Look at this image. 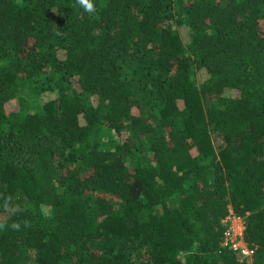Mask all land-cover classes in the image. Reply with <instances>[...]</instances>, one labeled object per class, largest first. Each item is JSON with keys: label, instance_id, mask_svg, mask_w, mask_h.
<instances>
[{"label": "trees", "instance_id": "trees-1", "mask_svg": "<svg viewBox=\"0 0 264 264\" xmlns=\"http://www.w3.org/2000/svg\"><path fill=\"white\" fill-rule=\"evenodd\" d=\"M92 2L0 0V264H264V0Z\"/></svg>", "mask_w": 264, "mask_h": 264}, {"label": "clouds", "instance_id": "clouds-1", "mask_svg": "<svg viewBox=\"0 0 264 264\" xmlns=\"http://www.w3.org/2000/svg\"><path fill=\"white\" fill-rule=\"evenodd\" d=\"M78 3L89 13H92L95 11V5L93 4L92 0H78ZM19 200V197L16 198V200H13L11 196H5L3 199V209L5 213H7L9 216L14 215L20 211V205L16 201ZM11 201V203L9 202ZM24 226L30 227L31 225L29 224L28 221L24 222ZM7 227V219L0 217V229H4ZM11 227L14 230H19L20 224L19 223H12ZM244 229V225H243Z\"/></svg>", "mask_w": 264, "mask_h": 264}, {"label": "built area", "instance_id": "built-area-1", "mask_svg": "<svg viewBox=\"0 0 264 264\" xmlns=\"http://www.w3.org/2000/svg\"><path fill=\"white\" fill-rule=\"evenodd\" d=\"M228 218L229 216L225 218V220L229 222ZM236 230L237 229H235L233 226L229 224V227L224 234L226 236V240L224 244L238 254L240 261L245 260L246 262H250L252 252L249 249V247L246 245V243L244 244L243 241H240L237 236V233L241 234L239 232H242V229L239 232H237L238 230L237 231Z\"/></svg>", "mask_w": 264, "mask_h": 264}, {"label": "rangeland", "instance_id": "rangeland-1", "mask_svg": "<svg viewBox=\"0 0 264 264\" xmlns=\"http://www.w3.org/2000/svg\"><path fill=\"white\" fill-rule=\"evenodd\" d=\"M22 94H28L27 93V91H25V90H23V92H22ZM56 95V93L55 92H53V91H49V92H46V93H44L43 95H42V97H40V99L37 101V102H34V101H30V104L31 105H34V107L35 108H38V106L40 107V105L44 102V101H46V100H48V99H51L52 97H54ZM110 135H113L114 136V138H116V135L114 134V133H110ZM229 216V218H228V220H229V224L231 225V226H233L235 229H237L236 231L237 232H239V231H241V229H242V232H239V233H241V234H238L237 233V236H238V238H239V240L240 241H243L244 242V240H243V218H241V217H238V216H236V215H234V214H229L228 215ZM227 216V217H228ZM225 220V219H224ZM244 244H245V242H244ZM237 254V253H236ZM238 255V254H237ZM238 258H239V256H238Z\"/></svg>", "mask_w": 264, "mask_h": 264}]
</instances>
